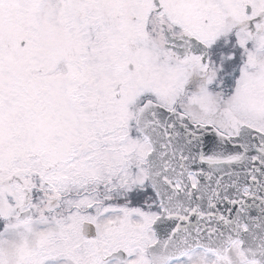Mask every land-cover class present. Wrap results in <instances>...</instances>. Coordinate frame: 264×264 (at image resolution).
Wrapping results in <instances>:
<instances>
[{"label": "snow or ice", "instance_id": "snow-or-ice-1", "mask_svg": "<svg viewBox=\"0 0 264 264\" xmlns=\"http://www.w3.org/2000/svg\"><path fill=\"white\" fill-rule=\"evenodd\" d=\"M0 264H264V0H0Z\"/></svg>", "mask_w": 264, "mask_h": 264}]
</instances>
